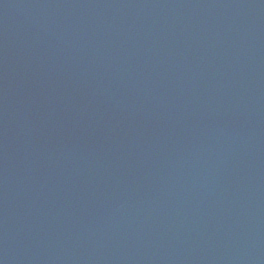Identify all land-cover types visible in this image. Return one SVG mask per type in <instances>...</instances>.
Returning a JSON list of instances; mask_svg holds the SVG:
<instances>
[{
  "label": "water",
  "instance_id": "95a60500",
  "mask_svg": "<svg viewBox=\"0 0 264 264\" xmlns=\"http://www.w3.org/2000/svg\"><path fill=\"white\" fill-rule=\"evenodd\" d=\"M0 264H264V0H0Z\"/></svg>",
  "mask_w": 264,
  "mask_h": 264
}]
</instances>
